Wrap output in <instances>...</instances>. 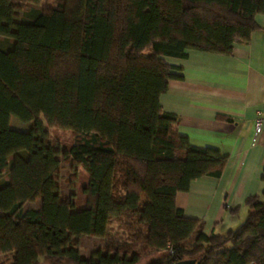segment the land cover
<instances>
[{
	"label": "trees",
	"instance_id": "16d2710c",
	"mask_svg": "<svg viewBox=\"0 0 264 264\" xmlns=\"http://www.w3.org/2000/svg\"><path fill=\"white\" fill-rule=\"evenodd\" d=\"M17 11L0 0V256L264 264V195L247 198L244 222L222 235H205L177 207L192 181L221 176L226 156L179 136L160 106L168 81L182 79L164 59L229 55L249 41L264 0H57L20 19ZM12 117L32 127L13 130ZM50 128L70 131L73 144L60 151ZM63 156L87 175L81 208L60 192ZM83 237L103 245L84 257Z\"/></svg>",
	"mask_w": 264,
	"mask_h": 264
},
{
	"label": "crops",
	"instance_id": "0c3cea01",
	"mask_svg": "<svg viewBox=\"0 0 264 264\" xmlns=\"http://www.w3.org/2000/svg\"><path fill=\"white\" fill-rule=\"evenodd\" d=\"M254 21L249 41L235 43L229 55L189 50L185 59H164L181 68L175 74L182 79L168 81L162 110L177 117L179 136L226 156L219 178L196 179L176 195L177 207L207 236L239 227L248 214L245 200L264 195V129L254 135L255 119L264 115V12ZM9 125L21 132L32 126L13 117Z\"/></svg>",
	"mask_w": 264,
	"mask_h": 264
},
{
	"label": "rangeland",
	"instance_id": "374dc122",
	"mask_svg": "<svg viewBox=\"0 0 264 264\" xmlns=\"http://www.w3.org/2000/svg\"><path fill=\"white\" fill-rule=\"evenodd\" d=\"M14 4L18 9L17 19H20L32 9L46 10L55 7L57 5V0H38L37 2H35V0H14ZM14 122L16 123V121ZM49 135L51 143L55 144L60 151H63L74 142V135L70 131L50 128ZM59 184L60 192L63 197L72 198L76 208L83 207L86 201V195L83 193V189L87 186V175L81 167L74 164L71 159H66L64 156L61 157ZM29 206L38 208L40 204L39 202H35L33 205ZM115 228L116 223H113L112 228L110 227L109 230V237L114 238L116 234ZM79 244L80 254L84 257H88L92 251L102 247L103 240L83 237L79 240ZM10 258V255L0 256V264H10Z\"/></svg>",
	"mask_w": 264,
	"mask_h": 264
},
{
	"label": "built area",
	"instance_id": "2783aa9c",
	"mask_svg": "<svg viewBox=\"0 0 264 264\" xmlns=\"http://www.w3.org/2000/svg\"><path fill=\"white\" fill-rule=\"evenodd\" d=\"M262 129H264V115L258 113L257 118L255 119L254 122V135L260 134Z\"/></svg>",
	"mask_w": 264,
	"mask_h": 264
},
{
	"label": "water",
	"instance_id": "95a60500",
	"mask_svg": "<svg viewBox=\"0 0 264 264\" xmlns=\"http://www.w3.org/2000/svg\"><path fill=\"white\" fill-rule=\"evenodd\" d=\"M178 264H195L194 261H183V262H179Z\"/></svg>",
	"mask_w": 264,
	"mask_h": 264
}]
</instances>
